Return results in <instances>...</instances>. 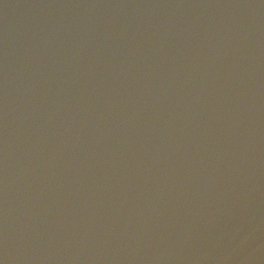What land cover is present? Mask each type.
<instances>
[{"label":"water","instance_id":"water-1","mask_svg":"<svg viewBox=\"0 0 264 264\" xmlns=\"http://www.w3.org/2000/svg\"><path fill=\"white\" fill-rule=\"evenodd\" d=\"M0 264H264V0H0Z\"/></svg>","mask_w":264,"mask_h":264}]
</instances>
